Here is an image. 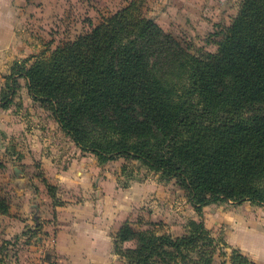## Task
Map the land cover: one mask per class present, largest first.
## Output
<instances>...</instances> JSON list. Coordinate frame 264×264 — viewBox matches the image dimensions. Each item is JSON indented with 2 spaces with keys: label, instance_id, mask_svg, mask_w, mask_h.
<instances>
[{
  "label": "trees",
  "instance_id": "obj_1",
  "mask_svg": "<svg viewBox=\"0 0 264 264\" xmlns=\"http://www.w3.org/2000/svg\"><path fill=\"white\" fill-rule=\"evenodd\" d=\"M91 26L16 60L0 107L13 103L22 77L82 152L99 163L137 160L188 192L200 216L188 233L122 223L114 251L128 264H213L220 241L228 264H258L211 234L203 208L264 205V0H240L213 52H190L143 15L138 0ZM8 207L0 188V215ZM127 240L135 244L122 248Z\"/></svg>",
  "mask_w": 264,
  "mask_h": 264
},
{
  "label": "crops",
  "instance_id": "obj_2",
  "mask_svg": "<svg viewBox=\"0 0 264 264\" xmlns=\"http://www.w3.org/2000/svg\"><path fill=\"white\" fill-rule=\"evenodd\" d=\"M33 1L0 0V51L17 46L16 31ZM6 54L0 53V65ZM18 82L23 105L31 104L25 79L18 77ZM19 108L0 107V125L9 133L24 131L16 149L0 131L7 166L0 180L9 190L8 211L0 215V264H128L115 253L114 238L130 218L138 186L121 187L109 164L99 163L94 154L79 150L64 156L34 127L32 120L40 116L18 115ZM47 184L55 188L54 195ZM203 213L213 236L220 234L228 245L264 264V205L223 201L206 205Z\"/></svg>",
  "mask_w": 264,
  "mask_h": 264
},
{
  "label": "rangeland",
  "instance_id": "obj_3",
  "mask_svg": "<svg viewBox=\"0 0 264 264\" xmlns=\"http://www.w3.org/2000/svg\"><path fill=\"white\" fill-rule=\"evenodd\" d=\"M131 1L34 0L32 7L25 10V18L21 20L20 27L16 31L17 46L0 51V53H7L0 65V102L3 92L8 91L6 83L10 82L7 81V76L14 70L12 66L16 60L21 61L28 56L50 51L61 42L88 31L91 25L99 23L103 17L113 14ZM239 2L240 0H138L143 15L153 18L162 29L195 54L216 50V42L222 35L219 31L226 23L231 22L239 8ZM42 6H46V12L43 8L39 9ZM14 49L20 50V53H15ZM25 88L27 89L26 85ZM1 89L4 91L2 92ZM15 92L14 103L8 108H13L15 111L20 106L18 115L32 112L40 116L41 119L35 118L32 121L37 130L46 133V142L51 140V144L62 153L64 152V156H72L81 151L58 125L55 130L57 122L31 96V104L23 105L20 85L17 84ZM45 112L48 113L47 116ZM3 113L6 114V112ZM1 127L0 125L1 134L9 137L10 147L16 149L15 146L23 141L24 131L18 129L9 133ZM4 161L0 154V179L3 178L7 167ZM106 163L116 174L117 182L121 187L125 188L132 184L138 186L139 197L135 196L132 206L128 208L130 218L127 220L130 221L132 228L145 229L150 227L151 223H157L156 230L159 232L180 235L189 232L191 221L200 219L198 212L189 201L188 192L175 178L165 180L158 172L148 170L139 161L124 156ZM4 184L0 180V188L5 196L9 190ZM144 187H146L145 190ZM59 199L57 202H61ZM162 211L164 218L160 215ZM209 213L212 212L209 211ZM152 217L154 221L151 220ZM163 219L168 220L164 222ZM214 237L222 239L220 234ZM134 244L132 240L120 243L122 248ZM229 253L230 249L224 247L220 241L213 264H228Z\"/></svg>",
  "mask_w": 264,
  "mask_h": 264
}]
</instances>
